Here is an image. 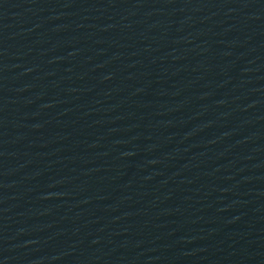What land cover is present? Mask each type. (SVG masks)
Instances as JSON below:
<instances>
[{"label":"water","instance_id":"water-1","mask_svg":"<svg viewBox=\"0 0 264 264\" xmlns=\"http://www.w3.org/2000/svg\"><path fill=\"white\" fill-rule=\"evenodd\" d=\"M0 264H264V0H0Z\"/></svg>","mask_w":264,"mask_h":264}]
</instances>
